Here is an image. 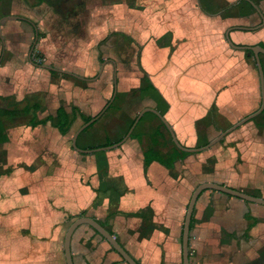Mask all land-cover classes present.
Returning a JSON list of instances; mask_svg holds the SVG:
<instances>
[{"label":"crops","instance_id":"crops-1","mask_svg":"<svg viewBox=\"0 0 264 264\" xmlns=\"http://www.w3.org/2000/svg\"><path fill=\"white\" fill-rule=\"evenodd\" d=\"M224 1L235 5L239 0ZM252 1L264 15V0ZM141 4L104 0L103 4L84 11L81 25L54 20L51 24L43 21L35 29L25 21H31L30 17L14 15L15 7L9 6L8 0H0V60L5 56L0 64V93L5 91L4 83L9 77L23 81L34 91L48 93L49 101L70 98L71 106L62 103L56 110L64 106L74 117L66 134L51 125L55 128L49 135L39 134L33 138L36 141L27 140L24 150L15 144L19 135L0 136L6 144L0 150V164H6L13 155L26 156L28 159L18 162L17 167L29 175L17 188L19 198L0 203V264H67L65 235L79 214L105 224L141 264H184L183 226L191 195L200 183L217 182L264 197L261 113L212 147L173 160L176 144L171 132L152 111L145 112L138 121L132 132L134 137L130 136L118 147L96 149L105 147L100 145L108 139L117 141L129 131L131 122L127 127L120 121L113 124L110 116L112 110L123 107L122 102L113 105L104 117L99 120L100 116L78 135L80 148L96 150L79 151L73 146L74 135L88 122L85 120L95 117L109 103L94 88L83 87L82 82L107 76L109 65L115 73L114 58H109L112 60L106 62L102 73L98 76L99 69L91 77L94 69L91 51L113 31L124 32L128 38L136 34L135 41L145 48V55L139 59L143 72L139 80L143 83L133 92L152 94L153 98L147 99L152 101L149 107L158 111L156 92L163 96L168 103L164 117L184 146L197 147L203 141L213 140L222 128L260 106L261 81L256 59L247 49L230 45L226 37L231 28L230 37L237 45L264 43V25L258 28L263 18L251 3L253 11L247 16H235L234 9L208 14L200 0H143ZM139 16L143 19L140 24ZM129 18H134L133 22ZM22 20L27 25H21ZM27 26L38 33L35 45L36 53L40 54L38 59L86 79L70 75L80 81L76 84L63 73L53 75L52 70L34 65L30 58L32 47L27 53L24 49L16 53L15 47L19 50L28 42L25 36L18 35L17 29ZM153 50L159 52L155 59ZM117 77L119 97L118 71ZM146 77L157 91L146 86ZM141 86L148 88L142 91ZM213 106L215 118L211 114ZM150 113L160 122L153 130H138ZM43 125L50 123L38 126ZM112 125L117 129L111 130ZM38 126H29V130L39 129ZM158 130L161 138L155 136ZM152 141L158 143L155 149ZM147 149L155 150L160 160L145 166ZM64 155L72 158L67 162L70 166L61 163ZM63 168H68L70 177L63 173ZM14 173L15 170L9 171L5 177ZM54 178L65 187L67 198H51L49 193L44 200L34 197L31 190L46 191L48 181L56 184ZM68 180L80 185L82 198H71ZM4 185L7 188L6 182ZM71 249L74 264H128L89 224L75 230ZM189 252L190 264H264V205L218 190H204L193 212Z\"/></svg>","mask_w":264,"mask_h":264},{"label":"rangeland","instance_id":"rangeland-1","mask_svg":"<svg viewBox=\"0 0 264 264\" xmlns=\"http://www.w3.org/2000/svg\"><path fill=\"white\" fill-rule=\"evenodd\" d=\"M66 2L70 4L72 0H65ZM135 2L136 4H141L143 0H131ZM63 2V0H62ZM104 0H84L82 4L79 5H73L72 7L66 5L64 6H59L55 5V3L50 2V0H8V5L15 7L12 12H14V15H23L26 17H30L37 25H41L43 21H46V24H51L54 20L57 22H62L64 23L65 21H73L74 24L81 25V22L83 21L84 18V11H89L91 7H96L97 5L103 4ZM73 3V1H72ZM71 3V4H72ZM142 5V4H141ZM143 6V5H142ZM17 12V13H16ZM43 12V13H40ZM146 13H142L144 16ZM142 17V16H141ZM140 16L137 17L138 24L142 22V18ZM134 18H129L131 22H133ZM10 23V21L8 22ZM21 25H27L24 20H22ZM145 23V20L143 21V24ZM10 27V25H9ZM8 27V30H9ZM18 35L20 36H25L28 39V42H25L26 47H23L19 50H16L15 47L14 50L16 53L21 52L23 49L27 53L28 50H30L31 44H33L35 40L36 33L34 31V28L31 26L27 27H21L20 29H17ZM116 32H121V31H113L112 33H115L111 36H107L103 41H101V44L97 45L91 52L93 54L94 58V69H93V75L91 77H94L97 73L98 70L100 69L102 60L109 59V58H114L117 60L118 65H119V79H120V85H119V102L117 103H122L123 107L120 108L119 110H112L111 112V119L113 124L117 123L120 121V123H124L126 127L132 122L134 117L145 107H149L152 104L151 98H153L152 94L148 93H143L140 91L133 92L134 90L142 85V81L139 80V76L143 74L141 71V63H140V58L145 55V48L141 45L139 46L138 43L135 41L136 39V34L132 35L131 37L128 38V36L125 35H120L119 33ZM14 30L10 31V34H13ZM124 33V32H121ZM6 38V37H5ZM7 39V38H6ZM30 41V42H29ZM2 43V42H0ZM37 46V45H36ZM0 49H1V44H0ZM23 53V52H22ZM152 57L155 59L156 55L159 53L156 50H153ZM8 56V55H7ZM98 57L101 58V60L97 59ZM25 58L27 59V54L25 55ZM36 58H40V54H37ZM5 56L3 60H0V64L4 62ZM45 64H49L46 60L44 61ZM140 63V64H139ZM108 75L103 76V78L99 79H94L87 81V83L82 82V86L86 85V87H92L94 88V91L99 95L104 96V102L110 101L112 95H113V66L109 65L108 66ZM92 74V73H91ZM68 79L71 81H74L79 83L80 81L74 77L68 76ZM19 83V84H17ZM25 85V86H24ZM4 92L3 94L0 93V115H2L3 111L7 107H14L17 106L19 108H22L24 105L34 102H39L41 104V109L38 111V117L39 118H46L49 115H53L55 121H57V116H56V108L60 104H64L66 106H71L70 104L72 103L70 98L66 99H60L58 100H50L48 99V95L46 92L42 91H34L33 87H27L26 83L15 81L10 79H7L6 82L4 83ZM10 86V87H8ZM23 86L26 89H23ZM85 87V86H83ZM20 91H26L21 93ZM28 91V92H27ZM6 92H8L6 94ZM20 92V93H19ZM85 96V94H84ZM101 97V96H100ZM150 99V100H147ZM99 102L104 103L103 100L99 99ZM99 110V109H97ZM32 117L31 114L22 116L16 120V125L17 127H10L5 129L2 125V122L0 121V132L4 134V137L12 135H19L18 138H15V144L19 146V148L24 150L25 147V142L27 140L31 141H36L34 138H37L39 134H42L45 136L46 134L49 135L52 131L54 126L52 127L51 125H43L39 127V129L35 130H29L30 127L27 126L26 124L29 123L30 118ZM160 122L159 118L154 117L153 115H147L144 119V122L140 123L138 130L142 131H148V130H153L155 126ZM246 123V122H245ZM111 130L117 129L114 127V125L111 126ZM43 128V130L41 129ZM19 133V134H18ZM126 131L122 133V135H125ZM171 141V140H169ZM6 148V144L1 142L0 139V150ZM83 158H85L83 156ZM26 160L28 157H17V156H10L8 162L1 163L0 164V203H3L5 200H15L17 197L19 198L20 196L18 195L17 188L21 185H23L24 179L29 177L27 173H24L22 167H17V163L20 162L21 160ZM58 160V158H57ZM72 160V158H68V156L64 155V158L61 160V163H65L66 165H71L68 164ZM39 163V161H37ZM74 163H76L74 161ZM8 164L10 166H8ZM10 167V168H8ZM53 167L49 168V171ZM14 171V176L12 177H5L8 176L9 171ZM63 173L70 177V171L68 168H63ZM3 175V176H2ZM63 174L61 177L63 178ZM63 181V179H62ZM7 183V188L5 187L4 183ZM54 182L56 183L53 185V183L49 184V181L47 182V189L46 191H41L38 189H33L31 192L34 193V197H37L41 200L46 199L48 196L46 193H49V197L51 198H59V197H65L67 198V191L63 185H59V180L58 178H54ZM67 187H71V198H74L75 200H78L82 198L84 195H82L79 184H75L72 182V180H68V184L66 185Z\"/></svg>","mask_w":264,"mask_h":264},{"label":"water","instance_id":"water-1","mask_svg":"<svg viewBox=\"0 0 264 264\" xmlns=\"http://www.w3.org/2000/svg\"><path fill=\"white\" fill-rule=\"evenodd\" d=\"M249 1L261 14L263 21L262 23L258 26L262 27L264 25V15L261 12L260 8L257 6V4H255V2H253L252 0H247ZM22 18V17H20ZM35 27V25H33ZM241 28H246V27H241ZM36 29V27H35ZM37 31V30H36ZM230 31L231 28L227 30L226 32V37L228 42L230 43V45H232L235 48L238 49H244V50H252L253 55L256 59V63H257V67L259 70V74H260V81H261V93H262V99H261V103L258 109H256L255 111H253L252 113L246 115L245 117H243L242 119H240L239 121H237L236 123L232 124L231 126H229L228 128H226L225 130H223L217 137H215L213 140L209 141L207 144L202 145V146H197V147H187L184 146L177 138L175 132L173 131L172 127L170 126V124L167 122V120L165 119L164 115L161 114V112H159L157 109L153 108V107H145L144 109H142L140 111V113L137 115L134 123L132 124V126L130 127L129 131L126 133V135L117 143L110 145V146H105V147H99L96 149H104V148H109V147H118L121 144H123L132 134L136 124L138 123V121L141 119V117L144 115L145 112L148 111H152L154 113H156L161 120L167 125L168 129L171 132L172 138L174 143L183 151H187V152H199V151H203L206 150L210 147H212L215 143H217L218 141H220L221 139H223L226 135H228L230 132H232L233 130H235L236 128H238L239 126H241L242 124H244L245 122H247L248 120L253 119L254 117L258 116L260 113L263 112L264 110V68H263V63H262V59H261V55H264V47L257 44V45H237L233 42V40L230 37ZM37 40H38V33H36V39L34 41V44L31 48V52H30V58H31V63H33L34 65H38L34 62V60L32 59V52L33 49L35 47V45L37 44ZM112 60V59H107L105 61L102 62L100 71L98 73V76L102 73L103 68L106 64L107 61ZM115 64V73H114V91H113V95L109 101V103H107V105L104 107V109L98 113L95 117H93L92 119H90L87 123H85L74 135L73 138V146L79 150V151H94L96 149H82L77 145V139H78V135L80 134V132L85 129L87 126H89L91 123H93L95 120H97L102 114L103 112L110 106V104L113 102V100L115 99L117 93H118V77H117V63L116 61L113 59L112 60ZM39 67H43L49 70H53V71H57L60 73H64V74H68V75H73L74 77L77 78H82V79H86L85 77L68 71V70H64V69H60L57 68L55 66L52 65H48V64H41L38 65ZM96 76V78L98 77ZM206 189H213V190H218L221 191L223 193H227L229 195L232 196H236L239 197L241 199L247 200V201H252V202H256V203H260L264 205V197L261 196H257L254 194H250L244 191H241L239 189L233 188L231 186H227L225 184H221V183H217V182H203L200 183L193 191L189 204H188V208H187V213L185 216V221H184V226H183V236H182V244H183V263L184 264H190V252H189V242H190V231H191V222H192V217H193V212L197 203V200L200 196V194L206 190ZM82 224H89L90 226H92L98 233H100L109 243L110 245L113 247V249L119 253L121 255V257L124 259V261H126L128 264H141L133 255H131V253H129V251L123 246V244L117 239V236L115 233H112L109 229L106 228V226H104L102 223H100L98 220H96L93 217L90 216H80L78 218H76L68 227L66 235H65V240H64V248H65V256H66V263L67 264H74L73 261V254H72V249H71V241H72V237L73 234L75 232V230Z\"/></svg>","mask_w":264,"mask_h":264},{"label":"trees","instance_id":"trees-1","mask_svg":"<svg viewBox=\"0 0 264 264\" xmlns=\"http://www.w3.org/2000/svg\"><path fill=\"white\" fill-rule=\"evenodd\" d=\"M216 1V2H215ZM203 10L211 15L214 14H218L221 11H229V10H235L234 15L235 16H247L249 14L252 13L253 11V7L252 5L246 1V0H239L237 4L233 5V3H229L226 2L224 0L220 1L219 3L217 2V0H200ZM215 2V3H213ZM119 33L120 35H126L125 33H121V32H116ZM115 33H112V35ZM39 36H42V34L39 32ZM260 45L264 47V43L260 42ZM246 52L249 53L250 56H253V52L252 50H246ZM36 48L33 51L32 54V59L34 60V62L38 65H41L44 63V60L42 59H38L36 60ZM261 59H262V63H263V68H264V55H261ZM51 73L53 75H57L58 72L57 71H51ZM63 76H70L68 74H62ZM146 83V86H150L152 87L154 90L157 91V88L155 87V85L152 83V81L150 80L149 77L144 78ZM148 87L145 86H141V90H146ZM156 98L157 100V105H158V109L161 112V114H165L167 108H168V103L167 101L163 98V96L158 93V91L156 92ZM118 100H120V98L118 97V95L116 96L113 104H111L108 109L101 115V117L99 118V120L104 117V115L113 107V105H116V102H119ZM41 109V104L39 102H34L32 104L28 103L26 105H24L22 108H19L17 106L14 107H7L4 109L2 115H0V121L2 122V125L5 129L10 128V127H17L18 125H16V120L22 116H26L31 114L32 117L29 120V123H27V126H32V127H36L39 124H49L50 125H54L55 127H57L61 133L66 134L72 124L73 118L71 117L69 111L66 109V107L64 106H60L57 110H56V116H57V122L54 119L53 115H49L46 118H39L38 117V111ZM73 111H77L76 108H73ZM216 113V109L213 108L211 109V114L214 117ZM153 116H156L155 114L150 113ZM264 114V110L263 112L259 115L262 117V115ZM157 117V116H156ZM92 117H89L85 120V122L89 121ZM215 118V117H214ZM213 118V119H214ZM143 119V117L141 118V120ZM135 121V119L131 122V124L129 125L130 127L132 126L133 122ZM164 125V122L162 123ZM228 127L222 128V130H225ZM133 133L131 135V137H134ZM4 134H2V132H0V136H3ZM155 136H158V138L162 137V134L160 133V131L158 130V132L156 133ZM123 138L120 137L117 141H111L110 139H108L103 145L100 146H107V145H111L115 142L120 141ZM173 142V141H172ZM153 145H154V149L158 146V143L155 141H152ZM207 141H203L202 145L207 144ZM200 145V146H202ZM175 147V151L176 153L171 155V158L173 160H175V158L183 155V156H187L190 154V152L187 151H183L181 149H179L176 145ZM155 150H151V152L147 150H145V166H148L150 164V162H152L153 160H160L159 157L155 156L154 154ZM82 216L81 214L76 215V217ZM74 217V216H73ZM105 225V224H103ZM106 226V225H105ZM112 232V231H111ZM113 233V232H112ZM113 248V247H112ZM114 250V249H113ZM122 258V257H121ZM123 259V258H122ZM124 260V259H123Z\"/></svg>","mask_w":264,"mask_h":264},{"label":"flooded vegetation","instance_id":"flooded-vegetation-1","mask_svg":"<svg viewBox=\"0 0 264 264\" xmlns=\"http://www.w3.org/2000/svg\"><path fill=\"white\" fill-rule=\"evenodd\" d=\"M72 1H73V3H72ZM71 2H70V4L68 3V1L66 2L65 0H63V2H62V0H50V2H52V3H55V5H59V6H66V5H68V6H70V7H72L73 5H79V4H82L83 2H84V0H72ZM72 3V4H71ZM79 3V4H78ZM27 23H29L30 25H37L34 21H30V20H25ZM34 28V27H33ZM35 39H36V36H35ZM35 41V40H34ZM33 44H34V42H33ZM33 46V45H32ZM31 46V47H32ZM34 49H35V47H34ZM34 49H33V51H34ZM32 54H33V52H32Z\"/></svg>","mask_w":264,"mask_h":264}]
</instances>
